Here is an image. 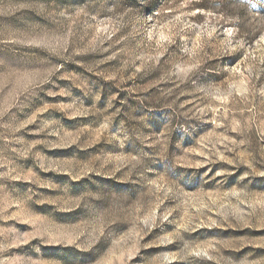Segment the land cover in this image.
Here are the masks:
<instances>
[{
	"label": "rangeland",
	"instance_id": "1",
	"mask_svg": "<svg viewBox=\"0 0 264 264\" xmlns=\"http://www.w3.org/2000/svg\"><path fill=\"white\" fill-rule=\"evenodd\" d=\"M0 264H264V0H0Z\"/></svg>",
	"mask_w": 264,
	"mask_h": 264
}]
</instances>
